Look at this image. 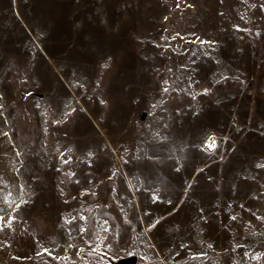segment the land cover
<instances>
[{"label":"rangeland","instance_id":"374dc122","mask_svg":"<svg viewBox=\"0 0 264 264\" xmlns=\"http://www.w3.org/2000/svg\"><path fill=\"white\" fill-rule=\"evenodd\" d=\"M0 264H264V0H0Z\"/></svg>","mask_w":264,"mask_h":264},{"label":"water","instance_id":"95a60500","mask_svg":"<svg viewBox=\"0 0 264 264\" xmlns=\"http://www.w3.org/2000/svg\"><path fill=\"white\" fill-rule=\"evenodd\" d=\"M135 259H136L135 257H131V258H129V259H125L124 261H125V262H128V263H131V262H133Z\"/></svg>","mask_w":264,"mask_h":264},{"label":"snow or ice","instance_id":"6c2138e0","mask_svg":"<svg viewBox=\"0 0 264 264\" xmlns=\"http://www.w3.org/2000/svg\"><path fill=\"white\" fill-rule=\"evenodd\" d=\"M214 146H215L214 143L212 145H210V147H214Z\"/></svg>","mask_w":264,"mask_h":264}]
</instances>
